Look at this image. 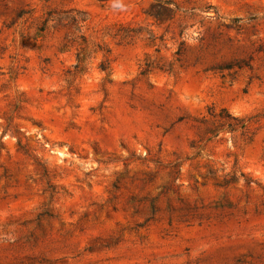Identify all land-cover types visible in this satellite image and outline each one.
Returning <instances> with one entry per match:
<instances>
[{"label": "rangeland", "instance_id": "1", "mask_svg": "<svg viewBox=\"0 0 264 264\" xmlns=\"http://www.w3.org/2000/svg\"><path fill=\"white\" fill-rule=\"evenodd\" d=\"M0 264H264V0H0Z\"/></svg>", "mask_w": 264, "mask_h": 264}]
</instances>
